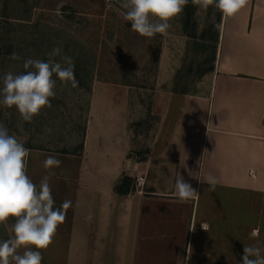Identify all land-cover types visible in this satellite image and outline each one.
I'll return each instance as SVG.
<instances>
[{"label": "crops", "instance_id": "0c3cea01", "mask_svg": "<svg viewBox=\"0 0 264 264\" xmlns=\"http://www.w3.org/2000/svg\"><path fill=\"white\" fill-rule=\"evenodd\" d=\"M207 81L204 95L166 92L138 158L130 102L114 95L118 86L93 91L72 207L55 235L66 237L65 264H183L189 254L187 264H242L247 246L264 255L252 224L264 221V0L221 15ZM179 176L197 199L177 198ZM124 178L131 184L119 194Z\"/></svg>", "mask_w": 264, "mask_h": 264}, {"label": "rangeland", "instance_id": "374dc122", "mask_svg": "<svg viewBox=\"0 0 264 264\" xmlns=\"http://www.w3.org/2000/svg\"><path fill=\"white\" fill-rule=\"evenodd\" d=\"M201 2L196 0L195 36L189 39L182 32V13L170 21L172 27L165 33L140 36L124 19L121 0H0V76L23 71L27 58L63 64L59 56L47 55L56 46L75 63L77 85L54 75L56 95L50 98L51 107L43 108L31 122L23 121L15 107L0 106V123L28 150L30 179L38 185L44 176L55 173L49 181L54 207L68 200L75 186L93 91L118 86L114 95L130 102L129 131L139 145L137 158L145 154L160 124L166 92L207 93L216 53L210 42L216 8L205 9ZM13 52L21 59L12 60ZM48 156L60 159V167L45 169ZM243 207L235 205L237 217ZM13 223L10 218L7 228L0 225V239L12 236ZM252 224L264 238V221ZM25 250L21 247L17 253ZM40 251L41 264H65L66 237L54 236L52 244Z\"/></svg>", "mask_w": 264, "mask_h": 264}, {"label": "clouds", "instance_id": "9594fccd", "mask_svg": "<svg viewBox=\"0 0 264 264\" xmlns=\"http://www.w3.org/2000/svg\"><path fill=\"white\" fill-rule=\"evenodd\" d=\"M188 0H121L126 10L124 19L131 22V29L140 36L153 37L163 34L172 27L170 21L178 17ZM248 4V0H202L201 6L214 5L223 17H234ZM49 57L59 56L63 64L53 59L47 62L27 58L23 62V71H11L0 76V106L15 107L21 119L31 122L40 115L45 107H51L50 98L56 95V80L77 85L74 60L63 54L60 46L47 53ZM12 60H20L13 52ZM51 132V129H48ZM29 155L24 145L7 127L0 123V225L8 227L7 222L14 218L11 225L12 236L0 239V264H41L40 250H46L53 242L58 226L66 218L67 210L72 207L71 200H64L59 207L50 187V178L55 173L43 177L35 184L26 173ZM62 161L48 156L43 161L45 169L60 167ZM190 175V174H189ZM175 192L181 202L195 200L199 193L182 176L175 181ZM91 219V216L86 217ZM203 228V226H202ZM25 248L18 254L19 248ZM191 248V245H188ZM36 249V250H33ZM191 259L189 254L183 257V264ZM242 264H264L261 249L254 246L243 248Z\"/></svg>", "mask_w": 264, "mask_h": 264}, {"label": "trees", "instance_id": "16d2710c", "mask_svg": "<svg viewBox=\"0 0 264 264\" xmlns=\"http://www.w3.org/2000/svg\"><path fill=\"white\" fill-rule=\"evenodd\" d=\"M195 4L196 0H188V3L184 6L183 12H182V18H181V27H182V32L189 38L193 39L194 38V23H193V15L195 11ZM221 15L222 13L216 9V14L214 18V35L212 38H210V42L216 46L218 42V34H219V27H220V22H221ZM192 31V32H191ZM213 70V66L211 68V71ZM83 147V144H82ZM131 184V180L124 178L122 180V183L120 186L116 188L117 193L123 194L126 193L128 187Z\"/></svg>", "mask_w": 264, "mask_h": 264}, {"label": "built area", "instance_id": "2783aa9c", "mask_svg": "<svg viewBox=\"0 0 264 264\" xmlns=\"http://www.w3.org/2000/svg\"><path fill=\"white\" fill-rule=\"evenodd\" d=\"M144 185H145L144 176H137L134 180V185H133L134 192L142 194Z\"/></svg>", "mask_w": 264, "mask_h": 264}]
</instances>
